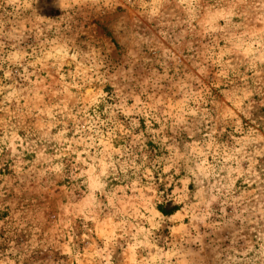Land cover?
Here are the masks:
<instances>
[{"label": "rangeland", "instance_id": "rangeland-1", "mask_svg": "<svg viewBox=\"0 0 264 264\" xmlns=\"http://www.w3.org/2000/svg\"><path fill=\"white\" fill-rule=\"evenodd\" d=\"M0 264H264V0H0Z\"/></svg>", "mask_w": 264, "mask_h": 264}, {"label": "trees", "instance_id": "trees-1", "mask_svg": "<svg viewBox=\"0 0 264 264\" xmlns=\"http://www.w3.org/2000/svg\"><path fill=\"white\" fill-rule=\"evenodd\" d=\"M179 209V205L172 200H168L165 204L158 205V210L164 215H171Z\"/></svg>", "mask_w": 264, "mask_h": 264}]
</instances>
